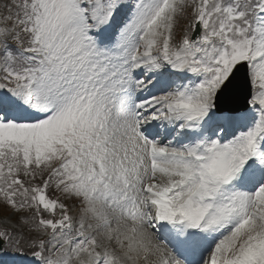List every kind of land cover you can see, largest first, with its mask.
I'll use <instances>...</instances> for the list:
<instances>
[{"label": "snow or ice", "instance_id": "1", "mask_svg": "<svg viewBox=\"0 0 264 264\" xmlns=\"http://www.w3.org/2000/svg\"><path fill=\"white\" fill-rule=\"evenodd\" d=\"M0 264H264V0H0Z\"/></svg>", "mask_w": 264, "mask_h": 264}]
</instances>
